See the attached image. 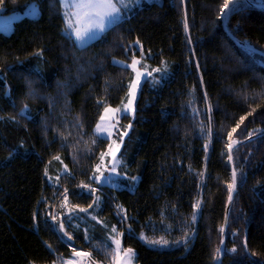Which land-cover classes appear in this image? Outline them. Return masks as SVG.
<instances>
[{
  "label": "trees",
  "instance_id": "obj_1",
  "mask_svg": "<svg viewBox=\"0 0 264 264\" xmlns=\"http://www.w3.org/2000/svg\"><path fill=\"white\" fill-rule=\"evenodd\" d=\"M261 1L242 0L225 20L235 39L264 53ZM32 2L37 18L0 32V264H61L73 248L90 253L89 264H114L113 226L135 264H216L231 184L227 144L264 130V55L223 31L226 0L143 3L84 47L64 32L59 0H2L0 8ZM139 49L171 74L159 87L145 80L136 99L122 148L133 142L135 190L99 187L90 178L108 141L93 128L104 106L123 101L132 77L114 60L129 63ZM231 156L237 184L221 264H264V134ZM62 163L67 172L52 186L46 169ZM82 185L102 196L97 221L80 211L94 199Z\"/></svg>",
  "mask_w": 264,
  "mask_h": 264
},
{
  "label": "snow or ice",
  "instance_id": "obj_2",
  "mask_svg": "<svg viewBox=\"0 0 264 264\" xmlns=\"http://www.w3.org/2000/svg\"><path fill=\"white\" fill-rule=\"evenodd\" d=\"M129 2L131 0H63V3L66 5V7L69 9L68 11H65L64 16L66 20V29L65 31L69 32V35H75V41L78 42V45L80 47H83L88 40L96 39L98 33H104L106 32L110 27L116 25L122 18V8L126 9L129 6ZM242 2V0H226V2L223 5V9H226L227 11L223 14L225 16L231 14L233 11L237 10V5H239ZM250 3H257L258 0H248ZM0 6H2V0H0ZM71 9H75V11H70ZM188 25L185 22V30H187ZM137 45H139V41L136 42ZM128 51V49H126ZM257 50L256 49H249L250 54H254ZM135 55V53H133ZM141 55L143 58V53L141 51ZM261 55H264V53H261ZM116 63L121 64L124 68H130L132 72L134 73V76L132 77L131 81L127 85L128 87V100L127 104L124 105L123 111L121 108H112L110 106H104V114L100 116L99 122L96 124L95 132L97 136H102L104 134H107V136H111L112 132L109 131L110 127H114V124H112L114 115L116 113H121L122 115H126L128 111H133L132 108L133 101L136 96V92L141 84L142 79H146L149 76H152L153 72H161V68H154L150 71L148 70L147 64H142V59H133L130 64H125L123 61H116ZM155 80V78L153 77ZM99 104H104L103 101H98ZM23 111V110H22ZM245 117L240 118V123L244 121ZM128 127H131V125H128ZM239 127V124L236 126ZM236 131V128L232 129V132L228 133L229 140H232V133ZM127 133L124 132L122 135H126ZM210 135V131H209ZM251 135V134H250ZM95 143V141H93ZM239 143V141H232L231 143L227 144V149L229 152V160L232 159L231 151L233 148V145ZM207 148V145L205 146ZM119 148L117 146L116 151H118ZM108 154H111L112 160H111V168L108 169L109 175L104 176V173L100 171L101 165L103 164L104 157ZM56 159H59L57 157ZM119 164V160L116 159L115 152L112 151L111 146L109 147V153H101V164L96 165V172H99V175H96V173H93V176L90 178L97 184H104V183H110L112 179V174H117V166ZM47 174V173H46ZM201 176L203 173L200 174ZM133 180L136 178L133 177ZM235 182H236V171L233 169L232 171V183L228 185L229 192L234 190L235 188ZM82 187L87 188L90 192L95 193L96 189L91 188L89 185H82ZM67 199V196H65V200ZM232 197L229 195V200H231ZM100 198L99 196L96 197V199L93 201V205L99 206ZM93 205H89V207H93ZM200 203L197 202L196 205H194V208H199ZM82 212H87V209H80ZM69 220L72 218V213H69ZM95 219V217H93ZM193 219H195V213L193 214ZM64 224L63 222L59 225V231H63ZM111 232L113 235H110L109 240L111 241V245H114V247H111V251L107 254L110 255L115 261L116 264H131L132 259L135 256V253L132 249H122L121 246V240L118 238L119 236H122V233H119L115 226L112 227ZM221 232H223V228L221 229ZM64 236L67 237L69 241L73 239L69 233L64 232ZM144 238L143 236L141 237ZM85 239H88L87 235H85ZM186 239V238H185ZM150 244H167L168 242L165 240H150L148 241ZM51 247V246H49ZM106 248H109L110 245L106 244ZM231 251L235 252L236 249L233 248ZM217 254L221 252L220 248L216 249ZM122 253V257H121ZM72 256L73 257H90V253H83V252H77L75 248L72 249ZM218 258V257H217ZM62 264H77L75 259L71 260H65L62 262Z\"/></svg>",
  "mask_w": 264,
  "mask_h": 264
},
{
  "label": "rangeland",
  "instance_id": "obj_3",
  "mask_svg": "<svg viewBox=\"0 0 264 264\" xmlns=\"http://www.w3.org/2000/svg\"><path fill=\"white\" fill-rule=\"evenodd\" d=\"M59 1H60V5H61V14H62V17H63L65 29H66V20H65L64 13H65V11H68L69 9L63 3V0H59ZM126 2H128V0H126ZM162 2H163V0H131V2H129V6L126 9L122 8V13H121L122 18H121V20L129 17L130 15H132L136 11V9L138 7H140L143 3H158V4H161ZM260 2L262 3L261 0H258L259 5H260ZM243 4H245V3L241 2L239 5H237V9L240 8ZM70 11H75V9H71ZM38 16H39V10H38V8H37V6H36V4L34 2L29 3L21 11H13V12H10V13H7V14L2 13V8H0V32L5 34V35H8V34L11 33V31L13 29V24L16 21H18V20H20V19H22L24 17L30 18V19H35ZM64 32L69 35V32H67V31H64ZM102 34L103 33H98L96 39H98ZM70 37L72 38V40L76 44V46L80 47L78 45V42L75 41V35L73 34ZM96 39L88 40V42L84 46L88 45L89 43L93 42ZM137 46L139 47V45H137ZM139 50H140V55L135 57V58H133V59H142V64H147L149 71L151 69H154V68H161V69H165L166 68V70H162L161 72H153L152 76H149L146 79H142L141 80V84H140V86H139V88H138V90L136 92V96H135V99H134L133 104H132V108L134 109V112L133 111H128L126 115H122L121 113H116L114 115V118H113V121H112V124H114V127H110L109 128V131L112 132V135L110 137L107 136V134L99 136L100 138L106 139L108 141V145H107L105 151L102 152V153H109V147L111 146L112 151L115 152L116 159L119 160V164L117 166V173L119 175L112 174V179H111L110 183L97 184V183H95L92 180L99 187L106 186V187L113 188V189H126V190H128L130 192H133L135 190L136 185L138 184V181H139V176L131 174L130 169H129V163H130V159L129 158H130V155H132L133 152H134L133 142L131 144H129V146H127L125 148L124 152L122 151V148H123L124 141H125L126 137L129 134L130 127H128V125H131V122L133 121L134 116H135L136 99L138 97L140 88H141V86H142V84L144 83L145 80H148L151 86L154 85V86L159 87V86H161L163 84V82L166 79H168L170 77V74H171L169 66H168V64L165 61H162L159 65H154L153 61H151L152 60V55L148 54V53L146 54L141 49H139ZM141 51L143 53V58H142V55H141ZM132 60L129 63H126V62H124V63L125 64H130L132 62ZM116 61H119V60H114L115 63H116ZM117 64L121 65L119 63H117ZM130 71L132 72L131 69H130ZM133 76H134V73L132 72V77ZM132 77H131V79H132ZM153 77L155 78V80L153 79ZM127 100H128V87H127V91H126L125 98L123 99V101L118 106L112 107V108H121L122 111H123V107H124V105L127 104ZM103 114H104V109H103L101 115H103ZM125 117H129L130 120L129 121H123V119H125ZM99 120H100V117L98 118L96 124L99 122ZM96 124H95V126L93 128V132L97 136V134L95 132ZM124 132H126L127 134L126 135H122V133H124ZM117 146L119 148L118 151H116ZM111 160H112L111 154H108V155H106L104 157V161H103V164L101 165V169H100V171H102L104 173V176H108L109 175L108 169L111 168ZM62 164H63L62 167H60L58 165L57 166L54 165L52 171H49V169L47 167L46 172H45V177L47 178V182L50 185L56 186L59 175L67 172L65 164L64 163H62ZM97 164H101V155H100V158H99V161L97 162ZM96 165H95V167H94V169H93V171L91 173V177L93 176V173H96V175H99V172H96ZM133 177H135L136 179L133 180L132 179ZM93 188L96 189L95 193L90 192L88 189H86L85 191L88 192V193H91L93 195V197H94L93 201L96 199L97 196H99L100 203H99V206H95V205H93V202H92L93 207H90V209L87 210L86 213H87V217L90 220L97 221L98 220V216H97L98 215V211H99V209L101 207V203H102V196H101V194L98 193L99 189H97L94 186H93ZM93 217H95V219H93ZM117 231L119 233H122V236L118 237L121 240V246H122L123 232H120L118 229H117ZM110 235H113L111 230L106 235L107 241L111 244V241L109 240ZM148 244L151 247H154V248H157V249H167V248H169L168 244H150V243H148ZM112 247H114V245H112ZM122 249H129V248H123L122 247ZM130 249H132L133 252L135 253V250L133 248H130ZM76 251L77 252H83V251H80V250H76ZM121 257H122V253H121ZM71 259H75L77 264H89V263H87V257H73L72 253H71V255L65 260H71ZM134 260H135V256L132 259L131 264H135ZM114 264H116L115 260H114Z\"/></svg>",
  "mask_w": 264,
  "mask_h": 264
},
{
  "label": "water",
  "instance_id": "obj_4",
  "mask_svg": "<svg viewBox=\"0 0 264 264\" xmlns=\"http://www.w3.org/2000/svg\"><path fill=\"white\" fill-rule=\"evenodd\" d=\"M260 7V6H259ZM262 9H264V7H261ZM227 10L226 9H223L222 12H221V22H222V28H223V31L226 33V35L229 37L230 40H232L235 44L237 45H240L242 46L243 48L245 49H254L253 47L249 46V45H246V44H243L241 42H239L237 39H235L228 31L227 29V25H226V20H225V15L223 14L224 12H226ZM257 50V49H256ZM255 53H258V54H261L262 52H260L259 50H257ZM264 134V130L250 136L249 138H246L245 140H241L239 141V143H236L233 145V148L232 150L245 143L247 140H250V139H253V138H256V137H259L261 135ZM232 141H236V140H232ZM231 141V142H232ZM230 142V143H231ZM232 152V151H231ZM229 152H228V149H227V160H228V166H229V170H230V173H231V183H232V171H233V165H232V159L229 160ZM236 184L237 182H235V188L233 191H231V193H229V195H231L232 199L229 200V196H228V200H227V205H226V208H225V215H224V219H223V225H222V228H223V232L221 233V252L219 253V257H218V260L216 262V264H221V258H222V254H223V250H224V239H225V230H226V223H227V214H228V211L232 205V202H233V197H234V193H235V189H236Z\"/></svg>",
  "mask_w": 264,
  "mask_h": 264
}]
</instances>
